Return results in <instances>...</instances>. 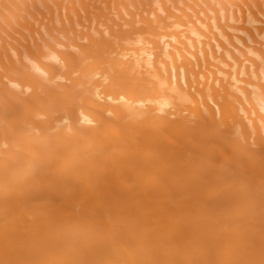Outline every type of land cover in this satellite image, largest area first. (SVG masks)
<instances>
[{"label":"bare ground","instance_id":"6f19581e","mask_svg":"<svg viewBox=\"0 0 264 264\" xmlns=\"http://www.w3.org/2000/svg\"><path fill=\"white\" fill-rule=\"evenodd\" d=\"M49 1L0 0V264H264V11Z\"/></svg>","mask_w":264,"mask_h":264},{"label":"rangeland","instance_id":"374dc122","mask_svg":"<svg viewBox=\"0 0 264 264\" xmlns=\"http://www.w3.org/2000/svg\"><path fill=\"white\" fill-rule=\"evenodd\" d=\"M47 1H49V0H47ZM57 1L60 2L61 0H57ZM250 2L253 4L255 12H258V13L261 15V17H262V16H263V13L260 12V11H264V0H259V2H260V5H259V6H256V5L254 4V1H252V0H250ZM48 3H49V5L51 4V5L54 6V7L56 6V5L53 3V1H51V0H50ZM52 3H53L54 5H53ZM65 3H66V2H65ZM212 3H214V1H213ZM66 4L69 5L68 1H67ZM39 5H40V7L42 8L43 11L45 10L44 12L47 13L48 17L51 16L50 14H48V10H47V9H43L45 6H42V5H41V2H39ZM51 5H50V6H51ZM154 5H156V4H154ZM52 6H51V7H52ZM78 6H79V5H78ZM207 6H208V5H204V8H208ZM155 7H157V5H156ZM45 8H46V7H45ZM231 8H232V9H237V6H231ZM53 9H54V8H53ZM56 9H57V6H56V8H55V12H56ZM62 11H63V12H62V13H63L62 17H63V18H64V17L66 18V10L64 9V10H62ZM189 11H190V10H189ZM207 11H208V16H207L208 18H207L204 14H201V17H202L203 19H206V18H207L208 20H206V21H208V22H210V23H212V24L215 23V14H216V12L213 11V10H208V9H207ZM80 12L83 13L82 10H81ZM36 13H37V16H38L39 13H38V12H36ZM36 13H35V14H36ZM222 13H223V12H222ZM72 15L74 16L75 14L72 13ZM202 15H203V16H202ZM211 15H212V16H211ZM39 16H41V14H40ZM39 16H38V17H39ZM195 16H196V15H195ZM209 16H210V17H209ZM240 16H241V14L239 13V14L237 15V17H240ZM41 17H42V16H41ZM41 17H40V18H41ZM205 17H206V18H205ZM212 18H213V19H212ZM31 19H32L31 22L34 24V26H35L37 29H40V28L42 29V28H43V27H41L40 23H38L36 20H33L34 18H30V20H31ZM2 22H3V21H2ZM222 22L224 23L225 20L223 19ZM229 22H231L232 24H236V25H241V24H242V25H245V26L248 25L247 23H245V21H244L243 18H240V19L237 20V21H236V20H229ZM36 23H37L38 25H37ZM187 25H191V23H190V24H187ZM248 26H249V25H248ZM17 27H18L22 32L25 33V31H27V32L29 33V30H26V29H24V28H22V27H19V26H17ZM187 28H188V26L185 25V26L181 27L180 29L184 30V29H187ZM8 29H9V28H8ZM9 30H10V29H9ZM44 30H45V29L43 28L41 32H43ZM213 30H214V32L218 33V29H213ZM184 31L187 32V30H184ZM229 31H230L231 33L234 32L235 34L233 33L232 35H234V36H236V37H239V38H241V39L243 38V40H244V38H245V39L247 38L246 32L244 33V31H239V30H234V29H229ZM27 32L25 33V35H26L27 37L30 36V39H29V40L32 41V37H31V34H30L31 32L28 34L29 36L27 35ZM44 33L46 34L45 31L43 32V34H44ZM236 33H237L238 35H236ZM3 34H5V33L3 32ZM35 34H37V33L35 32ZM217 35H218V36L215 38V37H214V34H211V36H212V38H211V43H212L213 45L216 44L217 40H218V41H221V39L224 40V41H222L223 43L226 42V43L228 44V42H227V40H228L227 37H228V36H226V39H227V40L225 41V39H223L225 36L222 35V37H223V38H222V37H221V34L218 33ZM16 36H17L18 38H22L19 34H16ZM36 37H39V35L37 34ZM181 37H182V36H181ZM181 37H180V38H181ZM184 38H185V39H184ZM202 38H203V40H208L206 37H202ZM217 38H218V39H217ZM181 39L184 40V41H185V40L188 41V39H187L186 37H184V36H183ZM168 40H170V39H168ZM173 40H174V39H172V41H173ZM233 40H235L234 37H233ZM237 40H238V39H237ZM237 40H235L234 43H237ZM243 40H242V41H243ZM21 41H22L23 43H25L26 40H25V39H22ZM172 41L170 40L169 42L172 43ZM174 41H175V40H174ZM174 41H173L172 44H177V42L175 41V43H174ZM262 41H263V40H262ZM239 43H240V42H239ZM239 43H237V44H235V45H237L238 47L242 48L243 50H246V51L248 50V48L245 46L246 43H245V45H244V42L241 43L242 45H240ZM249 43L252 44L253 42H252V43L249 42ZM227 44H226V46H227ZM229 44H230V45H229ZM229 44H228V46H230L231 49H233L234 47H232L231 43H229ZM252 45H259V44H257V43H253ZM0 48H1V47H0ZM228 48H229V47H228ZM191 49H192L193 51L195 50V48H191ZM249 49H250V48H249ZM1 50H3V49L1 48ZM221 53L223 54L224 52L222 51V52L218 53V55L221 54ZM236 53H237V55H238L240 58H242V59H244V58L246 57V56L241 55V54L238 53L237 51H236ZM222 54H221V55H222ZM188 55H189V54H188ZM200 56H201V55H200ZM249 56H250L252 59L255 57V59H254L255 61H258V60H259L258 57L254 56L253 54H249ZM189 57H191V55H189ZM193 57H194V58H193ZM193 57H192L191 59H192V60H193V59L196 60V56L193 55ZM219 57H221V56L219 55ZM226 57H227L226 55H225V57H224V55H222V58H223V59L226 58ZM227 59H228V57H227L225 60H227ZM194 60H193V61H194ZM220 60H221L220 58H218V59H214V58L211 59V61H212V63H213L214 65L211 64V65L209 66V64H208V66H209V67L207 68V71H208V72H206V69L203 67V69H205L204 72H205V74H206L207 76H212V74H213V72H214V69H216V70H217L216 72L218 73V67H217L218 65L224 67L226 70H231V72H233V70L235 71V68H234V67L232 68V66H229V65H227V64H226L227 66H225ZM228 60H229V61H228ZM228 60H227L226 62H229V63L231 62V63H233L232 60H231V58H229ZM219 61H220V62H219ZM233 61H234V60H233ZM194 62H195V61H194ZM245 63H246V62H245ZM216 64H218V65H216ZM248 64H249V63H246L245 66H246V67H247V66H251V65H248ZM206 67H207V66H206ZM237 68L239 69L240 67L237 66V67H236V70H237ZM244 68H245V67H244ZM244 68H243V71H247L246 68H245V69H244ZM209 69H211V70L213 69V70H212L213 72L211 71L212 73H211V72L209 73V71H210ZM243 71H242V69H241V72L243 73L244 77H245V78H249V77H250L249 74H247V72H246V75H245V74H244L245 72H243ZM251 71H252V69H250V72H251ZM208 73H209V74H208ZM214 73H215V72H214ZM240 75H241V74H240ZM240 75H239V78H240ZM261 75H262V73H261ZM244 77L241 75V78L245 79ZM203 79H204V78H203ZM255 79H256V78H255ZM201 80H202V78H201ZM204 80H205V79H204ZM240 84L243 85V86L246 85V84L243 83V82H241Z\"/></svg>","mask_w":264,"mask_h":264}]
</instances>
